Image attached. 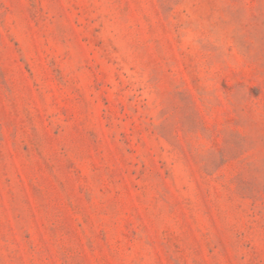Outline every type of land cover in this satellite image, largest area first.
I'll use <instances>...</instances> for the list:
<instances>
[{
    "label": "rangeland",
    "instance_id": "obj_1",
    "mask_svg": "<svg viewBox=\"0 0 264 264\" xmlns=\"http://www.w3.org/2000/svg\"><path fill=\"white\" fill-rule=\"evenodd\" d=\"M0 264H264V0H0Z\"/></svg>",
    "mask_w": 264,
    "mask_h": 264
}]
</instances>
